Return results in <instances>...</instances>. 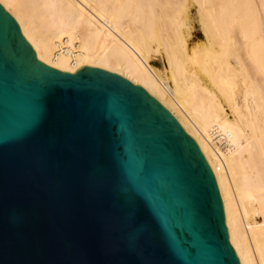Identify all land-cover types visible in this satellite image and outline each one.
Instances as JSON below:
<instances>
[{"label": "water", "instance_id": "95a60500", "mask_svg": "<svg viewBox=\"0 0 264 264\" xmlns=\"http://www.w3.org/2000/svg\"><path fill=\"white\" fill-rule=\"evenodd\" d=\"M0 264H240L176 118L116 73L38 61L1 4Z\"/></svg>", "mask_w": 264, "mask_h": 264}, {"label": "bare ground", "instance_id": "6f19581e", "mask_svg": "<svg viewBox=\"0 0 264 264\" xmlns=\"http://www.w3.org/2000/svg\"><path fill=\"white\" fill-rule=\"evenodd\" d=\"M0 4L38 61L116 73L162 104L214 173L240 264H264V0Z\"/></svg>", "mask_w": 264, "mask_h": 264}, {"label": "rangeland", "instance_id": "374dc122", "mask_svg": "<svg viewBox=\"0 0 264 264\" xmlns=\"http://www.w3.org/2000/svg\"><path fill=\"white\" fill-rule=\"evenodd\" d=\"M196 33L199 35H201V30H200V27L199 26H196ZM158 62V63H157ZM154 64H157V66H161V62L159 60H155L154 61Z\"/></svg>", "mask_w": 264, "mask_h": 264}]
</instances>
